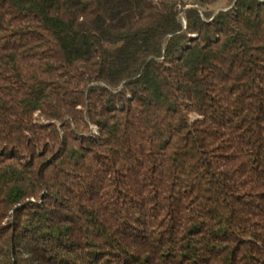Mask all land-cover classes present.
Masks as SVG:
<instances>
[{
  "label": "trees",
  "instance_id": "1",
  "mask_svg": "<svg viewBox=\"0 0 264 264\" xmlns=\"http://www.w3.org/2000/svg\"><path fill=\"white\" fill-rule=\"evenodd\" d=\"M191 5L0 0V264H264V0Z\"/></svg>",
  "mask_w": 264,
  "mask_h": 264
},
{
  "label": "rangeland",
  "instance_id": "2",
  "mask_svg": "<svg viewBox=\"0 0 264 264\" xmlns=\"http://www.w3.org/2000/svg\"><path fill=\"white\" fill-rule=\"evenodd\" d=\"M179 2L181 3V4H184V5H186V8H191V4L192 3H196L197 2V0H179ZM225 2V1H224ZM35 119L37 120V117H35Z\"/></svg>",
  "mask_w": 264,
  "mask_h": 264
}]
</instances>
